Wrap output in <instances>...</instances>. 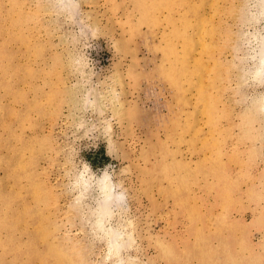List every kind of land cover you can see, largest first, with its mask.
<instances>
[{"label": "rangeland", "instance_id": "374dc122", "mask_svg": "<svg viewBox=\"0 0 264 264\" xmlns=\"http://www.w3.org/2000/svg\"><path fill=\"white\" fill-rule=\"evenodd\" d=\"M261 56L264 0H0V264H264Z\"/></svg>", "mask_w": 264, "mask_h": 264}, {"label": "trees", "instance_id": "16d2710c", "mask_svg": "<svg viewBox=\"0 0 264 264\" xmlns=\"http://www.w3.org/2000/svg\"><path fill=\"white\" fill-rule=\"evenodd\" d=\"M100 154H101V156H103V158H107V157L104 155L103 151H102Z\"/></svg>", "mask_w": 264, "mask_h": 264}, {"label": "bare ground", "instance_id": "6f19581e", "mask_svg": "<svg viewBox=\"0 0 264 264\" xmlns=\"http://www.w3.org/2000/svg\"><path fill=\"white\" fill-rule=\"evenodd\" d=\"M261 57H262V58H261V59H262V61H264V56H261ZM262 61H261V62H262Z\"/></svg>", "mask_w": 264, "mask_h": 264}]
</instances>
